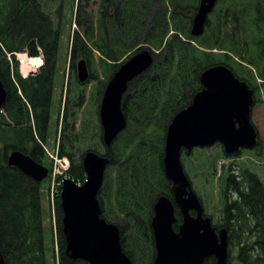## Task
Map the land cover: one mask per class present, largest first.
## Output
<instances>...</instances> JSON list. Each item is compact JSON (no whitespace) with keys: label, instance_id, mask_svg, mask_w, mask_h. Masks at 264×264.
<instances>
[{"label":"trees","instance_id":"1","mask_svg":"<svg viewBox=\"0 0 264 264\" xmlns=\"http://www.w3.org/2000/svg\"><path fill=\"white\" fill-rule=\"evenodd\" d=\"M199 1L102 0L97 10L99 20L89 9L88 0L84 5H77L75 23L80 32H74L73 61L82 58L94 63L96 49L100 53V65L106 71L115 72L120 66H114L111 61L118 56L143 48L154 55L151 69L129 86L130 93L123 103L129 128L107 150L106 155L111 161L98 196L103 217L109 222H115L116 216L121 214L127 216V224L121 226L122 245L135 264H141L140 261L145 259L143 254L148 243L154 251L150 220L155 201L162 195L171 196V184L163 169L167 128L173 117L189 106L202 89V72L223 64L252 86L258 83H251L240 75L252 74L250 67H257V77L264 87V0H252L251 7L245 6L244 0L241 3L219 0L218 4H226L225 11L215 21V15L209 18L201 37H193V18H188L186 11L197 7ZM43 2L50 4L54 0H0V79L8 93L6 105L0 109V240L7 264H48L41 206L42 184L7 165L8 154L14 150L42 163L43 151L38 146L36 134L46 140L63 16L61 5L60 21L56 26L51 14L45 12ZM213 25L215 29L211 30ZM39 48L45 58L40 73L23 79L16 71L13 79L6 53L27 49L30 55H37ZM232 53L248 66L235 62ZM232 62L237 63L240 70L234 68ZM91 73L93 80V70ZM5 115L11 123L5 120ZM30 143L33 144L31 149ZM61 155H67L71 160L68 176L76 183H83L86 176L82 163L84 156L77 164L64 145ZM227 179L228 188L240 189L245 184L247 191H242L244 207L255 210L258 220L264 219V183L261 179L248 170H243L241 182H237L232 174ZM111 196H116L120 202L112 208L113 215L108 212ZM57 204L58 264H88L72 260L66 254L59 197ZM236 211L240 214L241 208ZM258 241L264 243V233L258 235ZM257 251L256 258L249 255L245 259L242 255V263L264 264V246H257Z\"/></svg>","mask_w":264,"mask_h":264},{"label":"water","instance_id":"2","mask_svg":"<svg viewBox=\"0 0 264 264\" xmlns=\"http://www.w3.org/2000/svg\"><path fill=\"white\" fill-rule=\"evenodd\" d=\"M218 0H200L192 20L191 35L204 34L209 14ZM154 58L143 49L116 71L106 86L101 102L100 121L105 146L110 148L118 135L127 127L122 109L123 97L129 84L149 70ZM78 78L84 83L89 78L85 60L78 65ZM202 89L192 103L177 113L167 129L164 149V171L171 183L172 198L160 196L154 205L151 228L156 255L153 264H203L214 256L217 264L229 262L227 231L219 237L209 217L203 218V206L192 188L182 162V152L195 148L222 144L227 155L258 145L259 133L252 123L255 105L254 91L238 79L225 65H214L200 76ZM7 100V90L0 79V107ZM110 159L89 151L83 159L86 181L78 185L74 180L64 181L60 195L63 212L62 225L66 254L72 260L88 264H134L124 252L121 229L108 223L102 215L98 194L103 186ZM8 166L40 183L48 176V169L32 157L15 150L8 155ZM176 207L182 222L176 231ZM196 212V216L191 215ZM0 264H7L1 250Z\"/></svg>","mask_w":264,"mask_h":264},{"label":"rangeland","instance_id":"3","mask_svg":"<svg viewBox=\"0 0 264 264\" xmlns=\"http://www.w3.org/2000/svg\"><path fill=\"white\" fill-rule=\"evenodd\" d=\"M242 1L238 0V3H241ZM79 3L84 5L85 0H54V3L52 2L50 4L43 2L45 12L51 14L56 26L58 25L59 20L58 12L61 9V5H63L61 27L62 38L54 73L51 118L50 124L48 125L46 140H42L38 134H36V139L39 142L38 146L43 151L41 162L49 169L53 168L51 157L56 158L57 156L55 153H59L63 145L66 151L73 155L77 164L81 162L80 160L82 156L88 151H95L102 155L107 153V149L102 139L103 129L100 122V105L106 85L114 74V70L106 71L105 68L100 65V53L98 50L94 49L95 61L94 63L92 61V64L89 63L87 65L89 66L88 69L90 72L93 70L95 78L84 83L79 81L77 63L81 59L78 58L73 61L72 56L73 41L75 38L74 32H80L79 27L75 23V14L77 13V5ZM243 3L247 7L252 6V0H244ZM88 4L90 6L89 9L94 11L96 20H99V13H97V10L100 9L102 0H88ZM225 6V3L220 2V4H217L210 19L215 15L213 18V21H215L218 15L225 11ZM196 8L197 7L191 9L190 12L186 11V16H188V18H193ZM214 29L215 25L211 26V30ZM139 50L140 49H135L132 52L118 56L119 58L117 57L115 61H111V64H114V66H121L137 54ZM215 51L217 52V50ZM156 53H159V51ZM232 56L235 58V62L244 67L248 66L235 53H232ZM235 62H232L231 65L240 70L239 65ZM263 62H261L262 65ZM256 68H253L252 74H242L240 76L249 80L251 83L255 84V82H257L260 84L261 79L257 77L258 68ZM252 87L254 88V93L257 97V103L253 108L252 122L258 129L260 135L259 152H256L255 150H244L237 156H231V158H228L222 145L215 144L212 147L195 149L189 155H182L183 167L192 182L193 189L204 203L206 212L215 219L222 216L224 201L229 197L226 181L227 177L232 173V168L237 167V171L248 168L256 173V175L264 182V87L257 86L256 84L252 85ZM129 93L130 92H128L127 95ZM6 118L5 120L10 122V120ZM128 128L129 121L128 127L122 132V134L126 133ZM67 134H69L68 138ZM120 136L115 142L120 140ZM28 146L30 149L33 148L32 143ZM237 180L240 181L241 179L238 178ZM46 186L47 180L44 181L43 186L41 187V205L45 215V226L47 228L52 226L53 228L52 232H47L48 228L45 233V246H48L46 259L48 264H58L60 246V239L57 232L58 225L56 226L57 231H55L54 225L50 223L49 202L47 196L43 193ZM56 199L57 195H55V200ZM108 199V212L110 215H113L112 208L118 206L120 202L116 196H111ZM105 218L108 220L107 217ZM126 219L127 216L121 214L116 216L115 223L119 224ZM128 242H130V233L128 234ZM147 246L146 257L140 261L141 264H150L151 244L148 243ZM231 261L232 264H241L237 260L236 251L231 254Z\"/></svg>","mask_w":264,"mask_h":264},{"label":"flooded vegetation","instance_id":"4","mask_svg":"<svg viewBox=\"0 0 264 264\" xmlns=\"http://www.w3.org/2000/svg\"><path fill=\"white\" fill-rule=\"evenodd\" d=\"M244 196L242 189H234V193L229 191V197L225 199L223 206V214L218 218H214L206 212L204 203L203 217H210L212 225L216 229L219 237L221 230L227 231V244L229 246V257L231 254L237 252V260L241 263V256L244 258L257 257V246H264V243L258 241V235L264 233V219H257V212L253 209H247L243 205ZM241 208V213L238 214L236 210ZM228 209V210H227ZM228 212V213H227ZM192 216H196V212L191 211ZM178 225L182 222L178 216ZM178 229V226L176 225ZM244 251V254H242ZM203 264H217L215 257H208Z\"/></svg>","mask_w":264,"mask_h":264},{"label":"built area","instance_id":"5","mask_svg":"<svg viewBox=\"0 0 264 264\" xmlns=\"http://www.w3.org/2000/svg\"><path fill=\"white\" fill-rule=\"evenodd\" d=\"M19 61H20V66H21V72L23 73L24 76H27L28 74H35L42 64L41 58L40 57H34L30 58L28 57L27 54H19L17 55ZM56 161V171L54 173V178H53V186L52 189L53 191L55 188L59 187V183H56L55 178L58 173H63L64 170L67 169L68 167V161L65 159H57L55 158Z\"/></svg>","mask_w":264,"mask_h":264}]
</instances>
